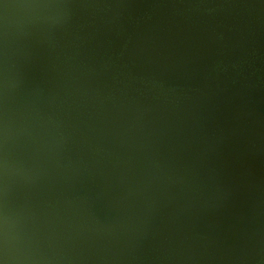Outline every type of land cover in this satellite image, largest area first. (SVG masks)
Wrapping results in <instances>:
<instances>
[{
  "label": "water",
  "instance_id": "95a60500",
  "mask_svg": "<svg viewBox=\"0 0 264 264\" xmlns=\"http://www.w3.org/2000/svg\"><path fill=\"white\" fill-rule=\"evenodd\" d=\"M136 1L0 0L55 115L5 107L17 88L0 43V264H264V245L232 258L209 231L243 186L235 147L264 157V0L185 23L167 19L177 2L133 23ZM199 70L196 87L165 84ZM85 167L124 218L64 196Z\"/></svg>",
  "mask_w": 264,
  "mask_h": 264
},
{
  "label": "rangeland",
  "instance_id": "374dc122",
  "mask_svg": "<svg viewBox=\"0 0 264 264\" xmlns=\"http://www.w3.org/2000/svg\"><path fill=\"white\" fill-rule=\"evenodd\" d=\"M154 1L156 0H139L138 3L141 6L138 5V7L146 8ZM138 7L136 9H139ZM0 43L13 61L17 88L15 99L5 103V107L10 106L19 109L29 105L44 113L51 112L53 110L52 93L40 70L31 60L25 57L23 46L9 33V30L1 25ZM196 73L203 75L204 71L199 70ZM165 84L168 86L187 85L196 87L198 80L194 78V73L180 74L167 80ZM45 90H47L48 95H46ZM45 105L50 108L47 110L44 107ZM75 142L77 141L69 138V143L73 147L72 157L77 159ZM32 160L34 161L35 158ZM235 160L236 172L243 183L242 188L238 190L239 198L235 201V211L216 219L210 225L209 231L232 258H244L249 257L258 250L262 245V236H264V157L254 152L250 147L238 145L235 147ZM39 169H37L38 172L46 171L49 173L52 166L46 163L44 168ZM86 170L82 171L80 175L83 182H78L75 179L71 189L64 196L89 199L92 213L102 221L110 222L124 218V213H117L109 206L111 205L109 201H112L110 196H114L115 189H113V193H107L108 197L100 195L93 184V181H95L93 176ZM41 246L50 260L51 257L43 242H41Z\"/></svg>",
  "mask_w": 264,
  "mask_h": 264
},
{
  "label": "flooded vegetation",
  "instance_id": "af4514ba",
  "mask_svg": "<svg viewBox=\"0 0 264 264\" xmlns=\"http://www.w3.org/2000/svg\"><path fill=\"white\" fill-rule=\"evenodd\" d=\"M138 1L139 0H137L135 2V9L138 7V5H139V7L141 6L138 3ZM166 2L169 4H175L176 2L181 4L179 10L174 9V8L171 9V7H170V9L168 10V13H167V19L169 21L171 20V23H174L177 20L178 15H180V17H182V18H180L181 19L180 22L185 23V22L192 21L193 18H199L202 14H209V13L211 14L216 10L230 6L231 3L234 2V0H156V1H154V3H152L150 6H148L146 8H144V7L139 8L138 7L139 9H136V13L134 15L133 23H136L137 21H139V20L141 21L144 18L148 17L160 4H165ZM263 6H264V2H263ZM172 7H174V6H172ZM260 28H261L262 34L264 35V27L260 26ZM211 52H213V51H211ZM219 63H222V59L206 57V56H195V57L190 58V61H188V64H192V65H213V64H219ZM200 77H201V74L198 75V73H196V72L194 73V78H196L198 81H199ZM45 92H46V95H48L47 90H45ZM44 107L47 108V110L50 108L47 105H45ZM45 114H49L51 117L55 116L53 110L51 112H47ZM80 145H82V142L76 143V146H80ZM98 152L103 157L107 158L108 160H111L112 162L119 160V157L109 155V154L104 153L102 151H98ZM87 171H88V169L86 170V172ZM261 242H262L261 244L264 245V236H262ZM241 256H243V255H241Z\"/></svg>",
  "mask_w": 264,
  "mask_h": 264
}]
</instances>
